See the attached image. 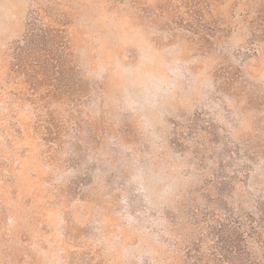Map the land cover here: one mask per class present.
Instances as JSON below:
<instances>
[{
    "label": "rangeland",
    "instance_id": "rangeland-1",
    "mask_svg": "<svg viewBox=\"0 0 264 264\" xmlns=\"http://www.w3.org/2000/svg\"><path fill=\"white\" fill-rule=\"evenodd\" d=\"M218 223L263 264L264 0H0V264H203Z\"/></svg>",
    "mask_w": 264,
    "mask_h": 264
},
{
    "label": "trees",
    "instance_id": "trees-1",
    "mask_svg": "<svg viewBox=\"0 0 264 264\" xmlns=\"http://www.w3.org/2000/svg\"><path fill=\"white\" fill-rule=\"evenodd\" d=\"M212 229L217 241L211 244V252L207 253L199 244L195 243V245H192L198 260H202L203 264H257V262L255 263L250 260L252 258L248 257L257 258L259 254L247 253V257L244 256L245 248L243 247L239 232L219 223ZM249 230L252 232V229ZM247 249L250 250L249 246H247ZM246 258L248 263H243L242 260H246Z\"/></svg>",
    "mask_w": 264,
    "mask_h": 264
}]
</instances>
